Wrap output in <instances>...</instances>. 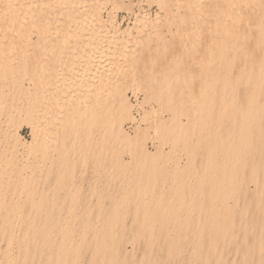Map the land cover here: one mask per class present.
<instances>
[{"label": "bare ground", "instance_id": "bare-ground-1", "mask_svg": "<svg viewBox=\"0 0 264 264\" xmlns=\"http://www.w3.org/2000/svg\"><path fill=\"white\" fill-rule=\"evenodd\" d=\"M2 1L0 264H264V0Z\"/></svg>", "mask_w": 264, "mask_h": 264}, {"label": "rangeland", "instance_id": "rangeland-1", "mask_svg": "<svg viewBox=\"0 0 264 264\" xmlns=\"http://www.w3.org/2000/svg\"><path fill=\"white\" fill-rule=\"evenodd\" d=\"M135 3H139L141 2V0H134ZM0 5L3 6V1L0 0ZM143 6V11L141 12L142 15H146L147 17H149V19L151 21L155 20V13L158 12V8L156 6H152V7H148V5L146 4V2H143L141 4ZM112 11V6L109 4L103 11V17L105 19H107L109 17V15L111 14ZM139 13L138 8H136L135 12H127L125 10H119V11H113L112 15L116 16V25H117V29L120 33H124L125 30L127 29L128 31H130L131 33H134L135 28H134V24L136 21V14ZM130 99L132 100L133 103L136 102V98L130 94ZM4 115H2V122L4 123ZM0 124V135L2 136L0 138V151H2L3 149H5L8 153L7 155L11 154V146L8 143V141H10L9 139L5 138L7 137V134L11 133V135L15 134V130L14 128L12 129H8V127L4 124ZM20 134L23 138V140L30 142L32 140V136H31V131L30 128L27 127L25 124L22 126V128L19 130ZM21 150V147H20ZM149 150L151 152H153L155 149L153 147L152 144H149ZM93 172L94 169H87L86 173H85V178L88 180L93 176ZM250 235H252V233H250ZM185 248L188 249V243L185 242ZM131 248L130 245L127 246V251H129ZM232 257V255H230V258Z\"/></svg>", "mask_w": 264, "mask_h": 264}]
</instances>
